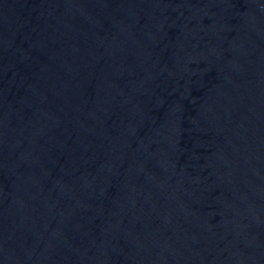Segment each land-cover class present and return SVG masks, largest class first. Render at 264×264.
Wrapping results in <instances>:
<instances>
[{"label": "water", "instance_id": "95a60500", "mask_svg": "<svg viewBox=\"0 0 264 264\" xmlns=\"http://www.w3.org/2000/svg\"><path fill=\"white\" fill-rule=\"evenodd\" d=\"M0 264H264V0H0Z\"/></svg>", "mask_w": 264, "mask_h": 264}]
</instances>
